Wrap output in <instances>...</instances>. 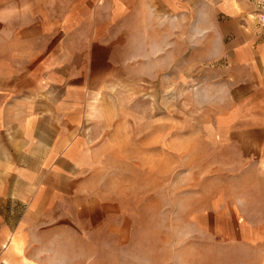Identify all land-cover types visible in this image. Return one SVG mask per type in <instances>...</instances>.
I'll list each match as a JSON object with an SVG mask.
<instances>
[{"label": "rangeland", "instance_id": "374dc122", "mask_svg": "<svg viewBox=\"0 0 264 264\" xmlns=\"http://www.w3.org/2000/svg\"><path fill=\"white\" fill-rule=\"evenodd\" d=\"M254 4L226 36L202 34L208 14L185 19L181 6L156 13L162 27L115 22L111 50L90 54L103 73L75 89L56 84L107 22L68 13L69 29L48 36L57 6L0 7V77L34 62L50 81L35 121L44 108L58 127L34 146L39 164L3 166L0 186L26 195H0V264H264V0Z\"/></svg>", "mask_w": 264, "mask_h": 264}, {"label": "crops", "instance_id": "0c3cea01", "mask_svg": "<svg viewBox=\"0 0 264 264\" xmlns=\"http://www.w3.org/2000/svg\"><path fill=\"white\" fill-rule=\"evenodd\" d=\"M254 1L255 0H4L0 2V7L5 6L11 14H14L18 13V8L21 4L57 6L55 9L51 7L50 10H53L51 13H61L57 14L56 18H53L51 26V28L53 27L55 30H58V33L56 34L48 28L49 31L46 32L48 36L60 37L61 29L63 31L64 29H69L65 24L68 13H73L75 18H80L85 21L95 22L102 20L107 22L109 32L106 30L105 32L99 33L93 28V31L86 35L88 38L85 45H88V47L81 49L79 53H88L89 58L81 64L70 65L71 70H73L72 76L69 77V79H65V77H68L65 73L63 74V79H65L63 84L61 82V84H56L62 85L64 88L69 87L75 89L85 84L86 77L91 78L93 75L99 76L103 73L99 72L96 62L90 59L92 57L90 54L109 52L111 50L114 41H112L110 37H114L115 33L110 31V29L113 30L118 26L115 22L133 21L136 19L138 21L152 22L154 26V23L160 21L158 25L162 27L164 20L161 21L160 17L156 18V13L162 10L164 12L166 10L175 11L176 9H174V6L175 8L181 6L183 9L179 10V12L185 15V19H188V14H193V11L200 10V12L202 11L206 15L208 14L207 16H203V20L208 21L209 24L206 27L203 25L201 26L200 30L203 31L202 34H205V29L209 30L210 27H213V30H217L218 35L226 36L229 33L228 31L235 32L240 30L237 22L247 14L245 10L255 8ZM195 3L201 7L194 10L193 6ZM23 11L31 14L29 8L27 10L23 9ZM98 12H100V15L97 14ZM50 16L51 14L49 17ZM38 17L42 16H38V14L34 13L33 19L41 21ZM210 21H213V23H210ZM125 25L126 24H124L123 27L127 28V25ZM139 27L142 28V25H133L135 29ZM12 33L19 36L22 35L20 34L22 30L14 29ZM99 34H101L100 36L102 37H109V40L105 39L99 41ZM191 34L193 35V30ZM116 35L120 34L117 33ZM256 59L263 62L259 55H256ZM24 60L25 61L21 63L22 67L25 63L24 71L17 74L11 73L7 78L0 77V116L3 111L7 112V110H9V112L13 114L10 115L16 118L8 123L5 122L4 128L0 126V179H2V171L5 170L3 166L6 164H10L11 166H17L19 164L29 166L33 163L39 164L38 159H36L37 155L33 152L34 146L39 145L43 147L44 145L46 146L47 143L51 145V142L55 139L51 134L56 132V130L52 128H58L56 124L50 123L49 119L45 118V116L48 117L49 114L45 112L44 108L36 113L37 121H35L34 99L36 97V101L42 103H45L49 99V94L43 95V92L47 87H50V81L45 77L43 72H41L42 74L39 76L34 75V62L28 60L27 57H25ZM40 68L47 69L49 67L41 65ZM101 69H104V67H101ZM61 97H65V95ZM19 101H25L24 106L19 107ZM28 103L30 104L28 105ZM6 104H8V107ZM44 157L45 156H43L41 160H43ZM67 163H69L68 160H66L65 164ZM12 170H14V168H12ZM10 173H12V171H10L9 174ZM14 176H16V174H14ZM24 182L26 186H32L30 179H26ZM0 189H2L0 195L8 196L7 194H9L10 197H15L16 199L17 197L22 199L26 195V191L20 192V196L14 195L17 192V187L11 189V187L2 188L0 186ZM7 190H9L10 193L6 192ZM26 190L30 191L31 188L27 187Z\"/></svg>", "mask_w": 264, "mask_h": 264}, {"label": "built area", "instance_id": "2783aa9c", "mask_svg": "<svg viewBox=\"0 0 264 264\" xmlns=\"http://www.w3.org/2000/svg\"><path fill=\"white\" fill-rule=\"evenodd\" d=\"M258 22L260 26L264 29V13H261L258 17Z\"/></svg>", "mask_w": 264, "mask_h": 264}]
</instances>
